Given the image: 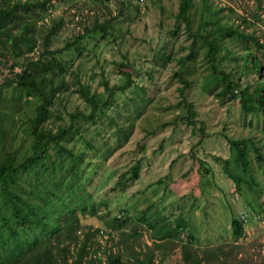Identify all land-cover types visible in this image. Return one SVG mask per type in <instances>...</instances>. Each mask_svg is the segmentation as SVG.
<instances>
[{"label":"rangeland","instance_id":"obj_1","mask_svg":"<svg viewBox=\"0 0 264 264\" xmlns=\"http://www.w3.org/2000/svg\"><path fill=\"white\" fill-rule=\"evenodd\" d=\"M206 1L222 20L258 38V47L251 37L225 42L237 52L246 43L255 48L264 79V0ZM201 5L193 0L190 29L177 15L179 0H49L46 10L27 13L35 47L8 52L0 66V158L30 153L29 118L41 102L37 93L8 83L14 72L51 56L44 37L60 18L50 50L92 29L79 49L54 53L65 72L53 80L64 85L55 91L48 123L71 124L60 141L73 151L78 178L63 192L71 204L85 203L76 209L69 262L87 233V257L103 261L117 255L132 264L133 255L151 252L155 264H185L182 243L189 241L203 264H264V110L243 109L237 89L220 95L223 72L241 86L258 74L241 73L240 59L221 57L222 47L215 59L208 56L194 32ZM86 92L96 97L95 107ZM230 139L248 146L245 171L233 161ZM138 158L134 178L126 172ZM229 173L241 175L240 186ZM60 210L64 217L65 207ZM144 210L156 225L173 227L181 219L184 226L172 238L156 239L137 217ZM233 218L242 222L240 236L233 235Z\"/></svg>","mask_w":264,"mask_h":264},{"label":"trees","instance_id":"obj_2","mask_svg":"<svg viewBox=\"0 0 264 264\" xmlns=\"http://www.w3.org/2000/svg\"><path fill=\"white\" fill-rule=\"evenodd\" d=\"M201 1L200 20L194 32L207 44L208 56L215 59V51L222 47L224 54L221 57L240 59L241 73L258 74L253 83L248 81L241 86L239 79L234 80L223 72L220 95L234 96L233 89H237L243 109L264 110V79L259 78L261 64L256 49L246 43L242 46V51L237 52L225 39L228 37L234 40L235 36L251 37L257 47L261 45L260 41L232 22L222 20L217 8L209 5L206 0ZM48 2L49 0H0V66L6 65L8 52L33 50L36 43L34 24L27 13L34 14L37 10H46ZM192 6L193 0H179L177 15L187 29H190L191 25L189 10ZM210 23L212 28H208ZM62 24L63 18H60L44 37V51L51 56L43 60L39 57L28 61L26 66L14 72L13 78L8 81L15 82V86H21L27 93H37L41 102L37 105L35 114L29 118L33 138L30 153L16 159L14 154L6 152L4 158H0V264H126L117 255H108L105 261L99 256L87 257V233L76 253L72 255L71 262L68 261L71 252L70 241L76 238L75 231L79 225L76 209H84L85 203L73 205L68 201L67 193L63 192L78 178V164L73 158V151L60 141L69 131L71 124L58 123L52 127L48 123L53 114L51 104L55 91L64 85L63 80H60L57 81L59 86H56L53 80L57 76L62 78L65 72L54 53L71 46L79 49V42L92 29L85 28V31L77 34L73 40L66 41L62 48L50 50L48 45L51 36L57 33ZM94 28H97V25H94ZM14 66L11 62L10 69L13 70ZM84 96L86 101L95 107L93 102L96 97L87 92ZM230 142L236 150L233 161L245 171L249 168L247 144L235 139H230ZM254 151L256 159L261 160L259 147H255ZM140 165L141 160L138 158L126 173L132 174L134 178L138 177ZM25 174H33V179H26ZM229 176L240 186V174L229 173ZM62 207H65L64 217L61 215ZM137 217L152 228L151 235L156 239L172 238L177 229L184 226L181 219H178L173 227L169 223L156 225L147 218L146 210ZM114 220L118 223L121 218L115 216ZM231 225L233 235L240 236L243 232L242 222L233 218ZM115 226L118 224L112 227ZM193 250L189 241L182 243L185 264H203ZM153 259L151 252L143 257L133 255L132 264H155Z\"/></svg>","mask_w":264,"mask_h":264}]
</instances>
